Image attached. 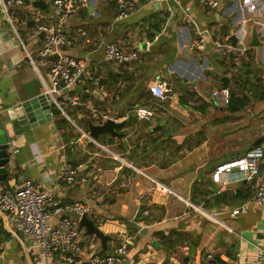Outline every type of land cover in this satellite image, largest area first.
<instances>
[{
	"label": "crops",
	"instance_id": "crops-1",
	"mask_svg": "<svg viewBox=\"0 0 264 264\" xmlns=\"http://www.w3.org/2000/svg\"><path fill=\"white\" fill-rule=\"evenodd\" d=\"M35 1L7 9L0 3V111L42 94L50 80L38 57L43 36L33 35L41 21L60 23L70 40L60 54L82 60L98 77L94 83L80 78L73 93L124 123L119 136L92 141L81 130L90 134L95 120L84 108L69 107V119L51 112L50 119L24 126L11 146L9 188L0 181V194L29 179L61 202L86 204L109 238L103 247L82 228L80 259L126 241L119 264H202L208 254L217 264H264L256 258L264 250V207L249 202L232 212L249 201L260 175L247 180L233 169L212 178L248 147L264 149V0H220L215 9L194 0H131L135 12L125 18H117L116 0H88L64 21L53 16L50 0H43L45 8ZM183 11L195 24L182 21ZM252 30L258 45L251 44ZM199 38L201 47L190 46ZM216 41L232 46L230 56L243 50L242 64L215 51ZM112 42L135 49L138 59L111 65L104 50ZM223 77L231 97L219 106L211 92L224 86ZM154 83L168 89L163 98L148 90ZM139 109L150 110V118L138 117ZM67 163L79 166L72 183L59 178ZM153 180L170 191L155 190ZM14 232V219L0 214V264H70L65 247L47 258L31 237Z\"/></svg>",
	"mask_w": 264,
	"mask_h": 264
},
{
	"label": "built area",
	"instance_id": "built-area-1",
	"mask_svg": "<svg viewBox=\"0 0 264 264\" xmlns=\"http://www.w3.org/2000/svg\"><path fill=\"white\" fill-rule=\"evenodd\" d=\"M26 0H0L5 9L10 6H21ZM178 1V0H166ZM208 9H215L219 6L220 0H194ZM51 11L55 18L64 21L72 17L77 10L87 4L88 0H50ZM117 18H125L135 12V6L131 0H116ZM182 21L195 24L194 18L183 11ZM43 33L42 44L38 50V57L43 64H47L50 73V80L45 85L43 94L48 99L50 112L58 111L62 116L69 119L67 108L82 107L88 112V117L95 120L96 124L103 123L107 119L115 120L111 113L101 110L93 105L84 103L79 95L73 93V86L83 78L88 82L98 81V77L87 71L82 60L72 55L60 54V49L69 44L67 33L59 24L38 21L33 32L34 36ZM204 41L202 38L190 43V46L201 47ZM232 46L224 41H216L215 51L226 55L227 60L239 67L245 55L243 50L234 51L230 56ZM56 54L58 56H56ZM104 58L112 65L130 63L138 59L135 49L117 42L105 45ZM151 94L163 98L167 88L160 83L151 84L148 87ZM230 88L219 87L211 92V98L216 105L226 106L229 102ZM152 112L146 109H139L137 116L150 118ZM82 134L92 140L87 132ZM112 157L123 160L125 165L133 168L130 162L124 161L117 153L110 151ZM264 164V149L261 145H255L243 155L219 165L214 173L213 180L219 181L222 173H228L237 169L242 173V178L253 180L260 175V180L254 189L249 201L241 204L232 210L233 213L245 211L248 203L264 207V169L260 171V165ZM79 166L65 164L59 171V178L67 183H72ZM154 189L159 192H169L167 186L153 180ZM0 214H6L14 219L18 232L33 239L35 245L49 258L54 252L65 247V261L70 264H119L126 252V241L121 242L109 253H93L86 259H80L82 228L79 227V217L83 214L89 215V208L81 202H61L52 191L37 190L31 180H25L19 189H8L0 194ZM53 214H59L56 222H50ZM259 261L264 260V250L256 253ZM202 264H217L212 255L208 254Z\"/></svg>",
	"mask_w": 264,
	"mask_h": 264
},
{
	"label": "water",
	"instance_id": "water-1",
	"mask_svg": "<svg viewBox=\"0 0 264 264\" xmlns=\"http://www.w3.org/2000/svg\"><path fill=\"white\" fill-rule=\"evenodd\" d=\"M35 5L41 8H45L46 4L43 0L35 1ZM47 9V8H46ZM252 41L251 44L258 45L256 31L252 30ZM43 33H40V37ZM231 40L234 42L235 37L232 35ZM56 56H58L56 54ZM101 80V79H100ZM223 87L227 86L228 79L226 77L222 78ZM51 118V112L49 108L48 99L42 93L34 97L25 99L19 102L15 107H7L6 109L0 111V181L4 183L6 187L9 188L8 183V172H9V161L11 156V146L16 140L17 135L22 133L24 126L34 127L39 121L48 120ZM124 122H116L113 119H107L103 123H88V130L90 136L96 139L100 134L108 133L111 136H119L116 131ZM255 144V143H254ZM247 151L249 150L246 149ZM144 205L140 206L138 213ZM79 227L84 228L86 233L95 235L101 241L103 247H105V241L109 238L105 235L101 229L95 224V222L86 214L79 217ZM194 247L191 246L192 255H194Z\"/></svg>",
	"mask_w": 264,
	"mask_h": 264
},
{
	"label": "trees",
	"instance_id": "trees-1",
	"mask_svg": "<svg viewBox=\"0 0 264 264\" xmlns=\"http://www.w3.org/2000/svg\"><path fill=\"white\" fill-rule=\"evenodd\" d=\"M230 97H231V91H230ZM230 97H229V102H228V104L230 103ZM229 106V105H228ZM54 115H58L59 114V112L58 111H54V113H53ZM91 120V119H90ZM99 139H101V137L99 138ZM112 137L111 138H109V140L108 141H112ZM103 254H104V252H103Z\"/></svg>",
	"mask_w": 264,
	"mask_h": 264
},
{
	"label": "rangeland",
	"instance_id": "rangeland-1",
	"mask_svg": "<svg viewBox=\"0 0 264 264\" xmlns=\"http://www.w3.org/2000/svg\"><path fill=\"white\" fill-rule=\"evenodd\" d=\"M112 65V64H111ZM67 112H68V114L71 116L72 115V113H71V111H70V108H68L67 109ZM90 117H88V119H89ZM91 119V118H90ZM91 120H93V119H91Z\"/></svg>",
	"mask_w": 264,
	"mask_h": 264
}]
</instances>
